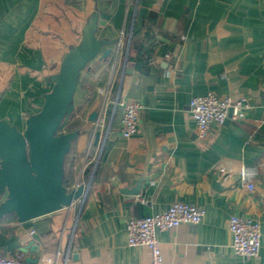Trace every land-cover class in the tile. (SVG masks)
Here are the masks:
<instances>
[{
    "label": "crops",
    "instance_id": "0c3cea01",
    "mask_svg": "<svg viewBox=\"0 0 264 264\" xmlns=\"http://www.w3.org/2000/svg\"><path fill=\"white\" fill-rule=\"evenodd\" d=\"M95 11L97 36L111 41L100 55L111 53L82 75L92 90L75 92L80 130L65 160L70 189L94 164L90 187L82 201L43 216L0 217V254L31 264L49 256L42 264H150L147 247L128 244L129 219L182 201L206 213L158 233L164 264H264V0H0V119L25 129ZM149 11L156 22L145 20ZM210 91L251 107L201 138L190 101ZM125 100L143 105L131 136L122 133ZM244 165L258 170L253 189L240 179ZM233 214L260 221L258 257L234 252Z\"/></svg>",
    "mask_w": 264,
    "mask_h": 264
},
{
    "label": "water",
    "instance_id": "95a60500",
    "mask_svg": "<svg viewBox=\"0 0 264 264\" xmlns=\"http://www.w3.org/2000/svg\"><path fill=\"white\" fill-rule=\"evenodd\" d=\"M98 11L84 26L81 40L69 48L58 71L52 75L53 86L44 95L41 109L26 119L20 130L7 118L0 119V217L15 213L20 221L31 220L70 206L84 194V184L73 189L65 185V160L79 130L62 131L61 127L73 103L81 72L101 54L111 41L99 38ZM97 111L91 114L95 121ZM230 116V115H229ZM230 118V117H229ZM100 131L96 133V142ZM124 192L137 194L140 185ZM32 243L30 247L36 248ZM40 257L27 261L37 263Z\"/></svg>",
    "mask_w": 264,
    "mask_h": 264
},
{
    "label": "built area",
    "instance_id": "2783aa9c",
    "mask_svg": "<svg viewBox=\"0 0 264 264\" xmlns=\"http://www.w3.org/2000/svg\"><path fill=\"white\" fill-rule=\"evenodd\" d=\"M264 65V53L262 56ZM116 104L118 99H116ZM123 109V135L131 136L136 134L140 128V114L143 109L141 102L137 100L121 101ZM251 107L246 97L234 98L230 95L220 96L210 91L203 95L194 96L190 101V111L197 125L199 137L206 138L209 134L211 124H223L231 117L235 121L243 119L247 110ZM230 115V116H229ZM100 120L95 122V129L100 126ZM223 171H230L225 168ZM258 170L255 167L242 166L239 169L240 179L247 182L249 189L254 188V179ZM84 184V196L90 187V181H78L77 186ZM79 197L77 200L82 201ZM137 200L145 203L142 196ZM204 207L177 201L167 209L150 215L137 216L129 219L127 223L128 244L147 247L151 252L150 264H164V254L161 248L158 233L163 230L177 227L183 223H199L205 216ZM229 227L232 233V247L236 254L250 257H258L261 248V223L259 220L244 217L239 214L231 215ZM52 257H44L37 264L51 263ZM0 264H31L17 257H6L0 254Z\"/></svg>",
    "mask_w": 264,
    "mask_h": 264
},
{
    "label": "trees",
    "instance_id": "16d2710c",
    "mask_svg": "<svg viewBox=\"0 0 264 264\" xmlns=\"http://www.w3.org/2000/svg\"><path fill=\"white\" fill-rule=\"evenodd\" d=\"M146 19H149V20H151V22H156L157 21V19H158V14L156 13V12H154V11H149V13H148V15L146 16V18H145V20ZM132 44V43H131ZM131 47H132V45H131ZM148 52V51H147ZM92 61V60H91ZM90 61V62H91ZM89 62V63H90ZM89 63H88V65H89ZM88 65H87V67H88ZM87 67L85 68V69H87ZM85 69H83L82 70V72H81V76H80V78H79V86H85V87H88L89 88V90H92V86L89 84V83H87V82H85L84 81V78L82 77V75H83V73H84V70ZM71 108V107H70ZM71 110V109H70ZM61 130L62 131H72V130H80L79 129V124H77V123H72V122H66V121H64V123H63V125H62V127H61ZM94 164L93 163H91V164H89L88 166H87V168L85 169V180H88L89 179V177L91 176V174L93 173V171H94ZM97 169V168H96ZM65 185H67L68 186V188L70 189V185H69V181L67 180V178L65 177Z\"/></svg>",
    "mask_w": 264,
    "mask_h": 264
},
{
    "label": "rangeland",
    "instance_id": "374dc122",
    "mask_svg": "<svg viewBox=\"0 0 264 264\" xmlns=\"http://www.w3.org/2000/svg\"><path fill=\"white\" fill-rule=\"evenodd\" d=\"M84 71H86V69ZM70 109H69L68 114L66 115L65 121L76 123V121L78 120L77 114H75V112H73L74 108H73V110H72V107Z\"/></svg>",
    "mask_w": 264,
    "mask_h": 264
}]
</instances>
